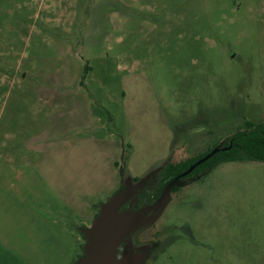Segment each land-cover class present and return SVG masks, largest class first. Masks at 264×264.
Masks as SVG:
<instances>
[{
	"label": "rangeland",
	"instance_id": "374dc122",
	"mask_svg": "<svg viewBox=\"0 0 264 264\" xmlns=\"http://www.w3.org/2000/svg\"><path fill=\"white\" fill-rule=\"evenodd\" d=\"M245 121L264 122V0H0V170L58 156L69 205L57 225L49 193L11 202L7 244L36 264H76L123 169L189 163ZM136 235L145 264H261L264 163L177 188Z\"/></svg>",
	"mask_w": 264,
	"mask_h": 264
},
{
	"label": "water",
	"instance_id": "95a60500",
	"mask_svg": "<svg viewBox=\"0 0 264 264\" xmlns=\"http://www.w3.org/2000/svg\"><path fill=\"white\" fill-rule=\"evenodd\" d=\"M230 147L219 145L208 155L198 160L186 172L170 181L163 189L159 198L151 205L132 211H121L123 206L129 203L133 207L138 203V194L145 188L149 180L160 172L161 168L149 173L147 176L133 183L131 179L124 180L125 171H121L123 187L121 191L113 195L104 205L95 218L91 227L82 228L80 232L86 239L84 256L76 264H145L150 257V250L136 252L130 245L126 246L124 254L119 257L118 251L125 241L143 228L154 224L163 214L171 199V193L176 187H184L181 179L189 176L195 169L210 160L220 151H228Z\"/></svg>",
	"mask_w": 264,
	"mask_h": 264
},
{
	"label": "crops",
	"instance_id": "0c3cea01",
	"mask_svg": "<svg viewBox=\"0 0 264 264\" xmlns=\"http://www.w3.org/2000/svg\"><path fill=\"white\" fill-rule=\"evenodd\" d=\"M58 158L54 155L45 157L43 160L26 157L10 158L7 160L8 166H3L0 170V264H36L29 260L28 254H19L7 244L10 240L6 232L14 218L12 211L17 208L16 205L11 206L13 200L23 203L27 211L30 207L39 205L44 194L49 193L48 204L41 205H46L50 219L53 217L51 223L58 225L60 217L66 218L69 205L60 204ZM118 168L116 161L111 162V171L119 176ZM82 238L79 237L78 242L82 243ZM258 257L260 263L264 264V249H260Z\"/></svg>",
	"mask_w": 264,
	"mask_h": 264
},
{
	"label": "trees",
	"instance_id": "16d2710c",
	"mask_svg": "<svg viewBox=\"0 0 264 264\" xmlns=\"http://www.w3.org/2000/svg\"><path fill=\"white\" fill-rule=\"evenodd\" d=\"M231 147L228 151H220L214 155L210 160L197 167L195 171L189 176L206 175L209 171L218 168L219 166L227 163L234 162H259L264 163V122L255 123L252 121H245L241 127L223 144V147ZM213 149L209 150L202 157L193 160L189 163L181 162H168L162 172V180L158 189L152 195H142L140 197L141 202L155 201L162 193L164 187L178 177L182 173L186 172L193 164L198 160L208 155ZM204 170V171H203ZM130 178V177H129ZM140 179L132 178V181H138ZM177 188H174L176 190ZM126 208V207H125ZM122 208L121 211H124ZM85 242L86 239L84 238ZM85 252L83 249V256Z\"/></svg>",
	"mask_w": 264,
	"mask_h": 264
},
{
	"label": "flooded vegetation",
	"instance_id": "af4514ba",
	"mask_svg": "<svg viewBox=\"0 0 264 264\" xmlns=\"http://www.w3.org/2000/svg\"><path fill=\"white\" fill-rule=\"evenodd\" d=\"M166 165V164H165ZM164 171V169H162L159 173H157L155 176H153L150 180H149V182H148V184L145 186V188L143 189V190H141L140 192H139V194H138V203L137 204H135L133 207H130L129 206V203L128 204H126L125 206H123V208H125L124 210H129V209H131L132 211H137V210H139V209H141V208H143L144 206H147V205H151V204H153L155 201H152V202H150V201H146V202H141L140 201V197L142 196V195H152L157 189H158V186L160 185V182H161V180H162V176H161V174H162V172ZM192 174V173H191ZM202 176L201 175H195V176H186V177H184V178H182L181 180L182 181H184L185 182V185H188V184H190V183H192L194 180H197V179H199V178H201ZM141 180V179H140ZM139 181V180H138ZM138 181H133V183H137ZM176 188H180V187H176ZM138 233V232H137ZM137 233H135V234H133L130 238H129V240L128 241H125L123 244H121V246H120V248H119V251H118V256L119 257H121L123 254H124V252H125V248H126V246H128V245H130V246H132L133 245V247H135L134 245H136L135 243H140V244H142L143 243V240H142V238H140V237H136L137 235ZM130 242V243H129ZM129 243V244H128ZM156 247V246H155ZM154 246H152V248H151V254H150V257L153 255V253H154Z\"/></svg>",
	"mask_w": 264,
	"mask_h": 264
}]
</instances>
